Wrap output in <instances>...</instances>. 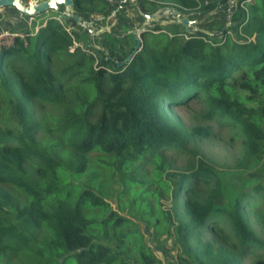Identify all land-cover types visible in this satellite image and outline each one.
<instances>
[{
	"label": "trees",
	"instance_id": "trees-1",
	"mask_svg": "<svg viewBox=\"0 0 264 264\" xmlns=\"http://www.w3.org/2000/svg\"><path fill=\"white\" fill-rule=\"evenodd\" d=\"M164 5L202 19L208 32L158 25L117 66L135 46L128 30L140 12ZM73 8L95 25L109 17L110 31L91 40L72 17L53 13L37 33L23 32L25 42L0 45V264H63L67 256L72 264H159L131 225L136 196L120 212L121 194L147 183L144 164L163 177L171 207L142 198L139 218L160 246L171 239L178 264H264V0H73ZM74 41L82 47L70 50ZM190 99L228 128V142L243 148L239 166L259 167L260 177L225 182L201 158L172 170L166 150H189L194 136L213 132L187 131L168 115ZM95 150L119 177L116 200L91 164Z\"/></svg>",
	"mask_w": 264,
	"mask_h": 264
},
{
	"label": "rangeland",
	"instance_id": "rangeland-1",
	"mask_svg": "<svg viewBox=\"0 0 264 264\" xmlns=\"http://www.w3.org/2000/svg\"><path fill=\"white\" fill-rule=\"evenodd\" d=\"M253 0H250L252 2ZM248 5L245 3L244 7ZM104 22V21H103ZM102 22V23H103ZM101 23V24H102ZM184 29V28H183ZM2 30V29H1ZM182 31V29H179ZM130 46L131 42H127ZM204 104L202 101L196 99H190L186 104H177L170 106L167 110L168 115L178 122L184 129L187 131L198 125H208L213 131L212 134L206 137L194 136L191 143H189V150H179L173 152L171 150H166L167 155L172 159L173 168L178 172H184L189 167V164L196 158L203 159L212 169L219 172L221 179L225 182H229L234 178L236 181L244 177H260L262 173L259 167H256L253 170L245 169L244 166H239V161L243 155V148L234 140L233 142H228V137L230 132L228 128L218 125L213 120H208L203 117L204 113ZM37 135L41 139L51 140L50 136L37 132ZM106 156L95 150L90 155V161L92 165L98 167L100 175L104 181L112 187L113 193L115 194V200L117 199L116 195L122 189L120 187L119 177L116 173H112L108 167L100 166L99 163L102 162L103 165L107 163ZM143 172L146 175L147 183L136 182L128 189L127 192L121 194V214L127 215L125 207L126 205H131L133 196H136V206L134 207V215H129L134 221L131 222L132 226H138L140 231L143 233L145 242L151 247L153 253L159 258V264H178L176 259L177 249L172 245L171 239L165 241L164 245L160 246L152 238V232L145 227V224L142 219L139 218L137 212V204L141 202V199H146V203L155 207L157 202L162 204L164 208L171 207V198L169 193L161 191L160 185L163 182V177L158 174L156 170L150 168L148 164H144ZM107 183L105 185H107ZM147 190V191H146ZM147 192V193H145ZM145 193V194H144ZM131 197V199H129ZM225 199L224 194H221L217 204L223 205ZM126 203V205H125ZM246 205V204H245ZM115 207V204H113ZM253 209V208H251ZM249 218L253 225L258 229V223L256 218L253 217L252 213L249 214ZM261 237L264 238V233L260 232ZM259 252H263L260 250ZM64 256L60 257V260L63 261ZM123 257L119 258L115 264H121L124 262ZM126 260V259H125ZM63 264H72V257L67 256L66 261ZM245 264H249V261H246Z\"/></svg>",
	"mask_w": 264,
	"mask_h": 264
},
{
	"label": "water",
	"instance_id": "water-1",
	"mask_svg": "<svg viewBox=\"0 0 264 264\" xmlns=\"http://www.w3.org/2000/svg\"><path fill=\"white\" fill-rule=\"evenodd\" d=\"M237 0H228L229 5H235ZM4 6H11L18 10L21 14L25 16H35L40 13L51 10L60 15L61 18L65 19L67 17H72L76 24L81 26L83 29L87 30L90 39L99 36L100 33L104 31H110L112 24L108 23V18H106L104 24L95 25L90 20H84L80 15H78L73 8V0H32L28 4H24L21 0H0V8ZM62 6V8H60ZM142 20L136 24L128 33H132L136 41L132 51L121 61H116L117 66H122L123 63L130 60L132 55L140 48L141 38L140 34L144 31L150 30L158 25H168L171 23H177L183 26L184 31L187 33H193L196 31L208 32L207 30L200 28L198 25L201 23L202 19H191V13H184L180 11L173 5H164L158 8L153 13H143ZM214 13L213 11L210 14ZM114 12L112 13V15ZM230 12L228 16V23L230 21ZM95 47L102 49L103 47L95 44ZM105 53H108L105 50Z\"/></svg>",
	"mask_w": 264,
	"mask_h": 264
},
{
	"label": "crops",
	"instance_id": "crops-1",
	"mask_svg": "<svg viewBox=\"0 0 264 264\" xmlns=\"http://www.w3.org/2000/svg\"><path fill=\"white\" fill-rule=\"evenodd\" d=\"M24 4L30 3L32 0H21ZM41 1V0H37ZM54 12L48 10L34 16L35 23H43L48 17L52 16ZM103 22V21H102ZM105 21L102 23L104 24ZM17 31L23 33L28 30L31 34L34 32V27L28 22V16L21 14L18 10L11 6H4L0 8V30Z\"/></svg>",
	"mask_w": 264,
	"mask_h": 264
},
{
	"label": "built area",
	"instance_id": "built-area-1",
	"mask_svg": "<svg viewBox=\"0 0 264 264\" xmlns=\"http://www.w3.org/2000/svg\"><path fill=\"white\" fill-rule=\"evenodd\" d=\"M108 1H111V0H108ZM130 3L132 4H136V2L138 0H128ZM55 13V12H54ZM49 18V17H48ZM54 18L60 20V15L55 13L54 15ZM28 22L31 26L34 27V32L33 34L37 33L44 25H45V22L43 23H35L34 22V16H28ZM66 30L71 33L73 28L70 27V26H65ZM15 38H20L23 42H25V39H24V34L21 33V32H17V31H8V30H0V45L1 46H4V47H10V46H13L14 45V40ZM75 46H80L82 47L81 43L79 42H76L74 41L73 42V46L72 47H69L70 50H73V48Z\"/></svg>",
	"mask_w": 264,
	"mask_h": 264
}]
</instances>
